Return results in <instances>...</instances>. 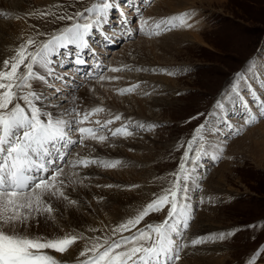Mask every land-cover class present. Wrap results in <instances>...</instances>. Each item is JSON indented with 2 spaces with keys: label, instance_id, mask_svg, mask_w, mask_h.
Segmentation results:
<instances>
[{
  "label": "snow or ice",
  "instance_id": "snow-or-ice-1",
  "mask_svg": "<svg viewBox=\"0 0 264 264\" xmlns=\"http://www.w3.org/2000/svg\"><path fill=\"white\" fill-rule=\"evenodd\" d=\"M53 8L64 10L60 14L52 9L41 11L40 17H52V22L71 23L50 34L38 33L48 37L39 44L29 37L10 60L3 61L0 69V264H179L181 253L189 245L194 247L208 241H224L234 235V231H228L207 238L187 239L186 233L193 219L190 193L194 189L201 190L202 177L196 172L199 162L204 157L221 159L225 151L223 145L214 143L216 120L220 118L232 134L240 135L242 128L264 119V98L253 86V81L264 86V70H261L264 63H259L256 57L250 58L246 67L234 74L220 93V98L214 102L213 111L207 114L205 122L199 124L186 144L180 146L184 151L177 169L169 174L173 177L169 186L154 194V198L134 217L112 228L111 235L86 236L83 232L55 227L57 219H63V207L78 204L71 192L77 186H87L84 183L87 176L82 177L79 169L124 166L120 159L92 156L90 153L81 155L75 149L89 147L86 142L102 145L110 139L131 137L134 128L151 130L156 127L155 124H134L130 119L112 127L124 119L122 114L112 115L103 106L82 110L75 93L83 85L78 84L65 93L67 76L56 71L57 63L62 67L68 58L75 65L87 63L83 54L86 51L94 53L91 37L104 29L114 9L120 10L121 27L129 37L139 32L149 38L176 28L193 27L190 21L196 13L194 10L186 11L153 20L143 17L140 9H136L139 13L137 24L132 25L130 13L123 10L120 0H96L75 12H68L60 4ZM54 57L58 59L54 60ZM101 67L97 63L96 76L100 81L120 79L118 76L106 77L99 71ZM125 69L131 70L124 65L107 71L116 73ZM151 71L156 72L157 69ZM159 71L175 75L166 68ZM53 81H60L63 87L56 86ZM34 83L53 88L54 94L49 98L47 93L37 90ZM139 87L138 83L131 84L116 89V92L123 96ZM247 97H251L256 105L255 110ZM235 103L245 110L243 124L236 128L229 119L221 116L229 104ZM106 111L110 118L94 119ZM201 115L204 114L192 119ZM200 202L203 203V199ZM154 213H163V220L146 222L145 218ZM142 222L143 226L138 227ZM248 227L255 229L257 226ZM87 231L95 233L101 230L89 228ZM78 241L86 243L74 261L58 259L52 254L63 256ZM262 258L264 245L247 258L246 264H257Z\"/></svg>",
  "mask_w": 264,
  "mask_h": 264
},
{
  "label": "rangeland",
  "instance_id": "rangeland-1",
  "mask_svg": "<svg viewBox=\"0 0 264 264\" xmlns=\"http://www.w3.org/2000/svg\"><path fill=\"white\" fill-rule=\"evenodd\" d=\"M120 1L122 5H125H123V10L130 13L132 25L137 24L139 13L135 11L136 9H140L143 17H151L153 20H159L186 11L194 10L196 13L190 21L193 27L176 28L163 32L159 36L149 38L139 32H134L129 37L125 31H123L124 37L120 36L122 31L120 16H116L117 14L113 12L108 19L110 20V24L113 25V32L119 30L116 32L118 36L115 37L114 35L112 38L103 33L102 30L94 33L101 39V42H98L97 45L92 42L96 45L95 49L93 48L96 53L94 57L99 58L100 61L97 60V63L102 65L99 71L103 72L106 77L111 75L120 77V80L106 81V83L109 81V89L111 88L112 90H110L111 94L123 101H127L128 99V102L129 100L132 102L131 98L135 97L145 100L154 106L157 105V107L148 110L149 117H152V119H148L149 121L146 119L145 122H139L135 118L133 119L132 116L130 117V120L134 124H155V128L151 130L147 128H134L133 136L110 139L103 144L109 145V142L118 140L126 143H130L132 139L140 141L141 145L135 143V146L140 147L134 149L128 148L123 157L111 158L120 159L124 163V166L115 169L92 166L103 175L109 174L112 176L114 173V176L118 177L117 179H121L120 177L122 176L119 172L131 171L136 166L139 169H152L149 174L142 177L147 178L144 183L130 185L134 181L125 175V178L122 177L123 180H121L125 182L122 187L120 186L123 184L115 186V184H109V182L94 186L95 188L98 187L97 189L121 190L122 192L141 190L146 199L136 206L133 214L126 216L127 219H125L128 220L134 217L138 211L142 210L143 206L154 198V194H158L163 188L169 186V181L173 179L169 174L177 169L178 162L184 151V148L180 146L186 144L187 140L191 138L193 130L199 124L205 122L207 114L213 111L214 102L220 98V93L233 79L234 74L242 71L250 58L256 57L259 63H264V51H260L264 49V0H173V8L178 11L165 14L163 12H165V9L167 11L168 7H166L165 3L168 0ZM94 2L96 0H52L46 6L38 7L37 11L34 12L35 14L28 16L21 12L14 13L16 11L14 10L16 4L10 1L8 2V8L14 14H10L8 17L14 20L25 18L28 22L29 20H34L35 24L31 26L32 33L35 31L36 33L50 34L54 30L71 22H52V17H40L39 12L52 9L57 14H60V11L64 9L57 10L53 8L57 4L64 5L68 12H75L90 6ZM160 6H164L161 14L159 13L160 10L157 9ZM155 8L157 11H155ZM117 11L120 12V10ZM9 20L0 14L1 24L9 22ZM184 33L187 35L182 36L181 34ZM45 36L47 37V35H44L40 38H38L39 36H33L32 38L39 44ZM147 40L151 43H147ZM23 43H25L24 40L20 45ZM20 45L17 46L19 47ZM164 45L167 46L165 47ZM16 50L13 48L12 52H16ZM29 50L32 49L30 48ZM154 56L158 58L156 59L157 61ZM8 57L10 60V56ZM53 59L57 60L58 58L54 57ZM112 61L114 64L117 63L116 66L118 67L127 65L131 70L125 69L116 73L109 72L107 69L112 67ZM64 62L66 63L65 60ZM97 63L95 58H88L85 64H88L89 67L87 65L84 72H76V76L70 68L63 65L64 67H61L62 70L66 68L71 71L70 75L65 74L67 76L65 83H67L69 88L64 87V92L67 93L69 89H75L78 84H82L83 86L75 93L77 95L82 91L85 83H97L99 80L96 76ZM1 65L0 69L3 68V63ZM67 65H71V63ZM136 68L147 69V71H136ZM162 68L175 72V75L160 72L159 69ZM151 69H157V71L152 72ZM181 69H188V71H181ZM62 70L56 65L58 73L64 74ZM89 77L93 78L90 79ZM160 78L170 79L171 82L162 81ZM100 82L105 83V80ZM111 82L114 85H111ZM53 83L56 86L61 85L60 87H63L60 81H53ZM137 83L140 87L133 93L121 96L116 92V89ZM253 86L258 89V94L264 98V86L261 87L255 81H253ZM95 90L93 89V92ZM41 92L47 93L48 97L51 98L54 94V89L45 86ZM97 98L95 105L92 103L88 104L90 109L97 106V104L99 106V103L102 102L100 101L101 98ZM247 98L250 106L255 110L256 105L252 102L251 97ZM123 101H120L121 106ZM155 101H159L158 104H155ZM77 103L82 110H90L84 105L86 104L84 101H80L81 104L79 101ZM106 103L102 102L100 106H104L112 115L122 114L124 118L122 121H117L112 127H117L118 124L120 126L121 123L129 120L125 119V112L128 111L129 114H134L132 106L129 103L123 106L127 110H124L125 112H120ZM133 103L135 102L133 101ZM117 104L120 105L118 102ZM135 108L138 113L139 109L136 106ZM232 108L236 109L237 112L234 113L235 110H232ZM108 111L105 112L106 115L101 113L104 116L98 114L94 119L99 118L103 120L110 118ZM200 113L204 115L199 116L197 119H192ZM221 116L229 120L236 118L234 122L230 121L234 128H236L243 124L245 110L239 103L229 104L227 111L224 114L222 113ZM263 122L264 119H261L257 124L242 128V134L234 135L224 126L220 118L216 120L214 143L223 145L225 151L221 159L212 160L210 157H204L199 162L196 172L199 177H202L200 183L201 190L194 189L190 193L193 219L190 222L186 237L189 240L193 239V229H200L203 224L206 225L207 218H210L208 225L217 229L208 232L209 234L205 238L220 232L234 231L235 234L224 241H208L194 247L189 245L181 253V257L188 250H193V252L189 253V255H193L195 249L198 248L195 252L196 256L198 258H206L205 252L208 253L207 251H209L206 250V247L208 249L220 247L219 250H222V252L212 254L219 261L222 259V264H246L247 258L260 246L264 245V227H261V225H264V129L259 128ZM247 133L251 135L246 137ZM147 137H150L155 146L151 145L149 141L145 142ZM86 143L89 144V142ZM91 143L97 144L96 142ZM113 147L111 146V150L116 151L115 148L117 147L115 146L114 149ZM86 149L87 147L82 150L85 151ZM76 150L78 149L74 151ZM90 153L93 155L95 152ZM79 172L82 174L81 171ZM219 173H223V181L218 179L221 175ZM105 185H112V187H105ZM211 188H214V190ZM103 199L97 198L94 204L107 202ZM201 199H203V203L200 202ZM94 212L95 209L92 215ZM84 216L95 220V216H90V214H84ZM163 218V213H154L146 217L145 221L149 223L158 222L163 220ZM68 219L66 222H59L57 220L55 227L65 230L68 228L65 225L70 223ZM143 223L138 227L143 226ZM250 225H256L257 227L253 229L252 227H248ZM115 227L112 226L109 229ZM201 236L204 237L203 235ZM257 264H264V258L259 259Z\"/></svg>",
  "mask_w": 264,
  "mask_h": 264
},
{
  "label": "bare ground",
  "instance_id": "bare-ground-1",
  "mask_svg": "<svg viewBox=\"0 0 264 264\" xmlns=\"http://www.w3.org/2000/svg\"><path fill=\"white\" fill-rule=\"evenodd\" d=\"M10 1H12L13 3L16 4V7H14L15 8L14 10H16V11L14 13L21 12V13L26 14L28 16L35 14L34 12L37 11L38 7L46 6L48 3L52 2V0H0V14H1V16L11 20V21L9 20V22H5L3 24L0 23V67H2L1 64L3 63V61L8 56H10V58H12L14 56L13 54H15V52L14 51L12 52V49L13 48L18 49L17 45H20V43L23 40H24V42H26L29 37H33V36H39L38 38L42 37L38 33H36L35 31L32 33V30H31L32 27L31 26L35 24L34 20H29V22H28L25 20V18H23L21 20H14L11 17H8V16H10V14H12V15L14 14L13 12H10V10L8 8V5H9L8 2H10ZM133 1L135 2L136 0H133ZM120 3H121V1H120ZM37 4L40 6H38ZM165 5H166V7H168L167 11H166V9L165 10L163 9L164 6H162V7L160 6V8L157 7V9L160 10L159 11L160 14L162 13L163 10L165 11V12H163L164 14L168 13V12H173V11L175 12L177 10V9L173 8V6H174L173 0H168L167 3H165ZM157 9L155 11H157ZM28 10H30V11H28ZM113 12H115L117 14L116 16H120V12H118L117 10L114 9V11H112L111 14ZM156 17H158V16H156ZM156 20H158V19H156ZM121 30L122 31H121L120 36L124 37V33H123L124 29L122 28ZM102 31H103V33H105L106 35H108L110 37H112V36L114 37V35H115V37H117L118 33H116V32L119 30H117L116 32H113V25L110 24V20L108 19V22L104 25V29ZM181 35L185 36L187 34L184 33ZM25 37H27V38H25ZM195 37H197V36H195ZM42 39L46 40L47 37L45 36ZM100 40L101 39H99L97 34H94L90 40V43L94 42L97 45L98 42L99 43L101 42ZM147 41H148L147 43H149V44L151 43L149 40H147ZM94 43H92V45H93L92 47L95 49L96 45H94ZM72 50L74 51V49H72ZM61 51H64V50H61ZM8 52H10L11 55ZM94 55H96L95 52L92 53V52L86 51L83 54V58L86 61L88 58L89 59L91 57L95 58L96 63H97V60L98 61H100V60H99V58L97 59L96 57H94ZM124 58H126V57H124ZM154 58H155V60L158 59L156 56H154ZM69 59L70 58L65 59L66 63L63 62V65L66 66L67 68H70V70L73 72V74H75V76H76V72H84L85 71V67H87L88 64H84L81 67V66L75 65L73 63V65H74L73 66L72 63L69 62ZM155 60H154V62H155ZM68 63H71V65H67ZM101 63H102V61H101ZM156 63H158V62H156ZM111 64H112V67H118V66H116L117 63L114 64L113 61L111 62ZM57 65H58V68H60V70H62L61 66H59L58 63H57ZM64 66H62V67H64ZM88 67H89V65H88ZM63 69H65V70H62V71H64L62 73L70 75L71 71L67 70L66 68H63ZM92 78L93 77H91L90 79H92ZM160 79L162 81L171 82L170 79L169 80L165 79V78H160ZM106 81L107 80H105V83H101L100 80H98L97 83L96 82L95 83H92V82L85 83V86L82 88V91L76 95L79 98L77 101H79V103H80V101L81 102L84 101V103H86L84 105L87 108H89L88 104L92 103L93 105H95V103L97 102L96 98L99 97V98H101L100 101L107 102L108 105H110L112 108L119 110L120 112L124 111L125 108L123 106L127 105L130 102V100H129V102H128V99H127V101L126 100L123 101V100H120L118 97L113 96L110 92L111 88L109 89V87H110L109 86L110 84H108L109 81L107 83H106ZM116 83H117V81H116ZM111 85H114V83L112 84V82H111ZM122 85H124V84H122ZM34 87L37 90L42 91V89L45 87V85L40 84V83H34ZM115 87H114V89H115ZM66 88H69V87H66ZM93 89H96L95 92H93ZM131 100H133L135 102V103H133V101H132L129 103L132 106L134 114H129L128 111L125 110V111H127V112L124 111L126 113V115H125L126 120L130 119L131 116L133 119L135 118L136 121H139V122H145L146 119L147 120L152 119V117H149L150 115H148V113H149L148 110L150 108L157 107V105L154 106L153 104L148 103L145 100H140V99H137L135 97L131 98ZM120 101H123L122 106H121ZM117 102L120 105H118ZM158 102L155 101L154 103L158 104ZM101 103H99V106L101 105ZM65 106L67 107L68 105L66 104ZM97 106H98V104H97ZM135 106L139 109L138 113L136 112ZM230 106H232V105H230ZM232 110H235L234 113L237 112V110L234 108H232ZM99 115H101V114H99ZM228 115H230V114H228ZM231 119H230V121H233V122L236 120V118H234V119L231 118ZM118 126H119V124H118ZM259 128L264 129V122L262 123V125L259 126ZM250 133H247L245 136L249 137V135H251ZM150 140H151L150 137H147L145 139V142L149 141L151 145L155 146V143L152 140L151 141ZM132 142H134V143L132 144ZM135 143L141 145V143L138 139H132V141L130 143H128V142L126 143V142H123L120 140L113 141L111 143L109 142V145H103V144L97 145L95 143L90 144V142H89V144H88L89 147H87V149L85 151H83L82 149H78L76 151L80 152L81 155H87L90 152H95V153H93L92 156H102V157L111 159L114 157H123L125 155L124 153H126V150L128 148L134 149L136 147H140L137 145L135 146ZM111 146H114L113 149L116 146L117 147V148H115L116 151L111 150L112 149ZM93 148L95 149V151H92ZM122 151H125V152H122ZM90 154H92V153H90ZM134 168L135 169H132L131 171L119 172L122 175L120 177L121 179H117L118 177L114 176V173L112 176H110L109 174L103 175L101 172H99L98 169H96L94 167H90V168H87L85 170L79 169V171L82 172V174H80L82 177L87 176V180L84 181V183L87 186L86 187L83 185L77 186V188H75V191L71 192L72 198L78 200V204L76 206H72V207L65 206V207H63V219L58 218L57 220H59V222H66L67 218H69L68 220H70V223L65 225V227H68V228H66L64 231L75 230V232H77V233L83 232L86 236H95V235H100V234L103 235L105 233H107V234L109 233V235H110L111 234L110 230L112 229V228L109 229L110 227H112V226L115 227V226L119 225L120 223L125 222L127 219L126 216H130L131 214H133L136 206L138 204H140L141 201L143 202V200L146 199V197L143 195L142 191L137 190L134 192H124V191L122 192L121 190L118 191V190L97 189L98 187L95 188L94 186H97L99 184H104L105 182H107V183L109 182V184H115V186H119V184H123L120 186V187H122V186H124L125 182H122L121 180H123V178H125V175L130 177V180L134 181L130 185L138 184V183H144L147 178L146 177L142 178V177L145 176L146 174H149L152 170V169L151 170H149V169L145 170L142 168L139 169V168H137V166ZM219 174H221V175L219 176L218 179L220 181H223V179H224L223 173H219ZM141 178H142V180H140ZM126 181H128V180H126ZM126 185H128V184H126ZM217 188L219 189V187H217ZM211 189L214 190V188H211ZM101 197L104 198L103 200L104 201L106 200L107 202H105V203L104 202L103 203L97 202L98 204H94V203H96L95 200L97 198L100 199ZM93 205H96V206L93 207ZM94 209H95V212H94L95 214L93 213V215H92V212L94 211ZM84 214H88V215L90 214V216H95L96 221L91 220L88 217H85ZM209 219L210 218L206 219L207 224L206 225L203 224V226L200 227V229H197V228L193 229L192 238H196V237H199L201 235H203L205 237L207 234H209L208 232H211V231H214L215 229H217V228L214 229L208 225V223L210 221ZM89 228L101 229V231H98L99 233L98 232L91 233V232L87 231ZM107 230H108V232H107ZM127 234L128 233H125V235H127ZM85 243H86V241L78 242L76 245H74L72 247V249H70L69 253L63 254V256L61 254L54 253V252L52 254L55 255L58 259H67L69 261H74L76 256L78 255L79 251H81L83 249V246ZM197 249H195L193 255H189V253L193 252V250L185 251V253L183 254L182 259H181L179 264H199V263L200 264H222V259L219 261V259L216 258L212 254V253L222 252V250H219L220 247H214V248H210V249H208L206 247V250H209V251H207L209 254L205 252L206 258H198V256H196V254H195Z\"/></svg>",
  "mask_w": 264,
  "mask_h": 264
}]
</instances>
